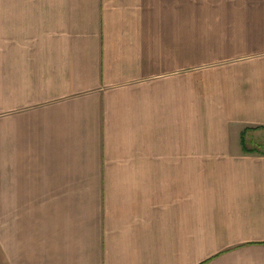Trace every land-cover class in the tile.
<instances>
[{
	"label": "crops",
	"instance_id": "obj_1",
	"mask_svg": "<svg viewBox=\"0 0 264 264\" xmlns=\"http://www.w3.org/2000/svg\"><path fill=\"white\" fill-rule=\"evenodd\" d=\"M0 264H264V0H0Z\"/></svg>",
	"mask_w": 264,
	"mask_h": 264
},
{
	"label": "rangeland",
	"instance_id": "obj_2",
	"mask_svg": "<svg viewBox=\"0 0 264 264\" xmlns=\"http://www.w3.org/2000/svg\"><path fill=\"white\" fill-rule=\"evenodd\" d=\"M0 225H1V219H0Z\"/></svg>",
	"mask_w": 264,
	"mask_h": 264
}]
</instances>
